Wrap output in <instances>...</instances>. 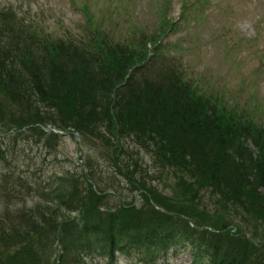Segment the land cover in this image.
Returning a JSON list of instances; mask_svg holds the SVG:
<instances>
[{"label": "trees", "instance_id": "16d2710c", "mask_svg": "<svg viewBox=\"0 0 264 264\" xmlns=\"http://www.w3.org/2000/svg\"><path fill=\"white\" fill-rule=\"evenodd\" d=\"M158 32L166 30L149 35L140 30L118 40L90 27L78 42L68 41L0 8V87L22 111L0 105V136L27 128L56 137L53 128L106 142L112 138L118 175L137 189L130 171L141 166L130 149L136 144L162 168L224 190L220 201L264 214V123L253 121V109L198 92L175 65L157 64ZM25 177L8 170L0 181V264H85L94 258L116 264L118 256L171 264L170 252L186 248L189 264H261L233 236L206 234L191 226L189 217L182 221L178 208L102 209L91 202L103 191L95 188L93 173H53L45 184ZM31 196L37 199L29 213L9 222L1 206L12 205L5 213L21 210L26 204L15 200ZM197 221L192 223L200 225Z\"/></svg>", "mask_w": 264, "mask_h": 264}, {"label": "rangeland", "instance_id": "374dc122", "mask_svg": "<svg viewBox=\"0 0 264 264\" xmlns=\"http://www.w3.org/2000/svg\"><path fill=\"white\" fill-rule=\"evenodd\" d=\"M0 8L13 9L50 37L68 41L78 42L90 27H98L118 40L139 35L140 30L148 35L166 30L158 32L157 64L175 65L198 92L212 97L223 95L228 103L237 102L238 109H253V121L264 123V105L256 104H264V0H0ZM4 93L0 87V105L8 112L19 109L22 113L20 105ZM248 95L252 97L250 103ZM0 139L4 149V153L0 151V181L8 170L26 176L24 180L43 184L53 173L90 172L95 188H103L95 192L91 202L102 209L110 207L119 212L132 208V213H142L178 208L183 213L179 215L182 221L187 222L184 219L189 217L191 226L206 234L223 232L233 236L264 264V214L239 203L229 205L226 198L220 201L224 190L213 189L206 180L192 182L184 172L171 167L162 168L142 146L134 144L130 148L141 165L130 168L136 189L118 175L119 164L111 158L118 147L112 138L106 142L103 137L70 133L49 137L17 128L5 131ZM246 145L255 151L249 139ZM129 160L125 156V161ZM87 179L81 184L83 193L91 180ZM84 196L88 199L89 192ZM25 198L15 200L26 204L23 209H6L8 216L4 209L12 205L1 206L9 222L28 214L27 208L35 203L32 199H37ZM196 220L200 225L192 223ZM170 254L171 264L191 261L190 248ZM85 264H103V260L89 259ZM116 264L143 263L118 256Z\"/></svg>", "mask_w": 264, "mask_h": 264}]
</instances>
